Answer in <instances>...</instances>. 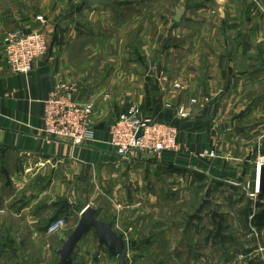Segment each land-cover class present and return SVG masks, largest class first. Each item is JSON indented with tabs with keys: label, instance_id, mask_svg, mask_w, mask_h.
Segmentation results:
<instances>
[{
	"label": "crops",
	"instance_id": "obj_1",
	"mask_svg": "<svg viewBox=\"0 0 264 264\" xmlns=\"http://www.w3.org/2000/svg\"><path fill=\"white\" fill-rule=\"evenodd\" d=\"M128 5L134 10L121 12ZM176 8L183 10L178 22ZM38 15L46 18L44 26L35 20ZM108 23L115 34L97 33ZM16 28L40 29L50 44L29 74L11 72L3 57V38ZM117 45L118 56L109 60L73 59L83 48L95 53ZM105 64L114 71H101ZM61 82L75 87L78 102H94L93 142L72 146L44 138L43 101ZM130 105L178 130L181 151L155 163L224 178L234 174L235 161L264 155V0H34L0 10V154H16L24 168L18 173L34 169L21 225L32 228L41 217L43 227L66 220L71 201H84L83 184L95 181L96 172L118 181V171L147 159L119 158L107 143L109 126ZM199 150L216 155L193 157ZM63 197L70 200L64 201L67 207L59 206ZM126 237L142 240L131 228Z\"/></svg>",
	"mask_w": 264,
	"mask_h": 264
},
{
	"label": "rangeland",
	"instance_id": "obj_2",
	"mask_svg": "<svg viewBox=\"0 0 264 264\" xmlns=\"http://www.w3.org/2000/svg\"><path fill=\"white\" fill-rule=\"evenodd\" d=\"M33 2L0 0V10L8 11L17 5L25 7ZM167 5H160V8ZM114 8L119 11V3L115 2ZM120 10L131 13L134 7L128 5ZM115 12L112 17L117 19ZM102 31L107 37L116 33L109 23L106 28L98 26L97 33ZM118 48V45L108 46L104 51L96 50V54L91 48H83L74 52L73 59L81 62L104 57L109 60L118 56ZM106 65L100 70L105 74L114 71V67ZM87 68L90 67L83 66L86 71ZM199 151H194L193 157L198 158ZM257 157L235 161L232 163L234 174L224 178L212 177L190 167L181 169L158 164L148 157L118 171L121 177L118 181H110L96 172L95 181L83 184L84 201H71L70 204L66 197L60 200L59 206L67 207L66 201L73 208L66 213L64 229L48 234L47 226H41L45 223L42 217L32 228L21 225L24 193L30 190L27 182L34 169L27 170V175L18 173L24 171L19 158L14 153L2 151L0 264H58L62 243L75 228L79 212L88 203L97 210L99 219L112 221L116 232L125 233L126 263L264 264V225L253 217L259 212L255 185ZM36 205L34 209L40 207ZM130 228L137 238L141 236V241L133 242L126 237ZM73 264H117V260L99 245L91 230L78 242Z\"/></svg>",
	"mask_w": 264,
	"mask_h": 264
},
{
	"label": "built area",
	"instance_id": "obj_3",
	"mask_svg": "<svg viewBox=\"0 0 264 264\" xmlns=\"http://www.w3.org/2000/svg\"><path fill=\"white\" fill-rule=\"evenodd\" d=\"M35 20L40 26L47 22L42 15L36 16ZM2 45L8 69L17 74H29L34 62L44 57L50 46L42 30L26 32L21 28L7 31ZM75 92L72 84L61 82L43 101L40 130L44 138L67 142L72 146H82L95 140L92 130L94 102H78ZM178 113L180 117H186L183 110ZM107 143L119 158L141 155L160 160L166 154H177L181 151L178 130L173 124L143 116L133 106L115 117L109 126ZM215 155L214 150H200L197 157L205 159ZM263 164L264 155H260L255 180L257 191V176ZM65 225L66 220L59 217L46 227V231L48 234L59 233ZM126 264L132 263L127 261Z\"/></svg>",
	"mask_w": 264,
	"mask_h": 264
},
{
	"label": "water",
	"instance_id": "obj_4",
	"mask_svg": "<svg viewBox=\"0 0 264 264\" xmlns=\"http://www.w3.org/2000/svg\"><path fill=\"white\" fill-rule=\"evenodd\" d=\"M91 4L106 5V0H89ZM183 10L176 8L174 21H180ZM258 193H264V164L259 168L257 179ZM93 230L100 246L117 260V264H126L124 234L116 232L112 221H104L97 217V210L86 206L79 215L75 228L66 237L59 250L58 264H73V253L82 237Z\"/></svg>",
	"mask_w": 264,
	"mask_h": 264
},
{
	"label": "trees",
	"instance_id": "obj_5",
	"mask_svg": "<svg viewBox=\"0 0 264 264\" xmlns=\"http://www.w3.org/2000/svg\"><path fill=\"white\" fill-rule=\"evenodd\" d=\"M257 196H258V201L256 202V207L259 209L258 210L259 212L255 214L253 217L257 223L264 225V193L259 192Z\"/></svg>",
	"mask_w": 264,
	"mask_h": 264
},
{
	"label": "bare ground",
	"instance_id": "obj_6",
	"mask_svg": "<svg viewBox=\"0 0 264 264\" xmlns=\"http://www.w3.org/2000/svg\"><path fill=\"white\" fill-rule=\"evenodd\" d=\"M257 179H258V176H257Z\"/></svg>",
	"mask_w": 264,
	"mask_h": 264
}]
</instances>
